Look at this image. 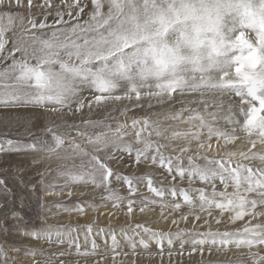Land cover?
I'll list each match as a JSON object with an SVG mask.
<instances>
[{"label": "snow or ice", "instance_id": "snow-or-ice-1", "mask_svg": "<svg viewBox=\"0 0 264 264\" xmlns=\"http://www.w3.org/2000/svg\"><path fill=\"white\" fill-rule=\"evenodd\" d=\"M24 2L0 0V64L11 61L0 68V106L67 111L81 117L85 107L89 111L123 107L112 108L102 120L66 125L84 138L83 147L62 135L59 125H52L46 128L50 141L21 144L9 139L7 146L0 143V153H39L32 158L34 165L58 164L56 178L63 183L53 182L44 191L71 185L90 186L94 193L102 189L99 205L77 204L75 210L81 214L85 206L98 210L111 201L114 208L126 203L131 215L138 186L144 184L159 199L141 196V214L158 206L161 219H166L167 210L180 212L185 222L189 216L194 222L203 219L207 226L215 210L217 224L225 215L229 224L244 222L233 231L163 232L142 224L131 234L121 229L120 238L133 256L139 247L152 257L149 248L154 243L163 257L166 242L169 258L178 243V255L184 254L185 245H190L189 256L197 251L203 255L205 247L209 254L232 248L241 253L240 259L214 264H264V0H40L44 19L39 22L32 15L36 0H27V23L22 14L18 16L21 38L9 41L7 33L17 19L13 13ZM44 29L52 30L36 35ZM154 108L160 111L153 112ZM138 111L147 114L135 117ZM127 115L134 117L130 123L121 119ZM132 135L134 141L129 139ZM125 155L137 167L159 165L172 186L165 189L161 182L157 187L147 173L133 177L117 171L131 166ZM237 155L240 159L234 160ZM113 180L127 187V198L112 188ZM177 180H187L188 188H178ZM196 180L205 187H193ZM0 186H5L3 179ZM168 195L175 199L165 203ZM23 234L58 245L65 243L66 235L51 229ZM96 235L105 244L111 239L115 264L121 254L115 231L99 229ZM5 243L0 241V264H17L10 253H19L20 248L5 249ZM68 243L77 256L97 255L95 240L83 252L75 239ZM38 254L43 250L24 252L33 264H39Z\"/></svg>", "mask_w": 264, "mask_h": 264}, {"label": "rangeland", "instance_id": "rangeland-1", "mask_svg": "<svg viewBox=\"0 0 264 264\" xmlns=\"http://www.w3.org/2000/svg\"><path fill=\"white\" fill-rule=\"evenodd\" d=\"M58 3L59 0H56ZM40 0H36V6L32 9V15L39 22L44 19L43 14L39 10ZM27 0L24 2V6L21 9L16 10L13 15L17 17L15 25L12 31L7 33L9 41L13 38L20 39L22 28L18 19L19 15H23L25 18V24L28 19ZM87 18V17H85ZM54 11L48 16L47 23L53 24ZM6 22V21H5ZM52 29H44L36 32V35H42L43 33L50 32ZM7 48H11V43L7 45ZM11 61H5L0 64V68H3ZM84 96H89L88 92L84 93ZM227 100V97L225 98ZM127 103V102H125ZM123 107V105H109L106 108L92 109L89 111L87 107L83 110V116L80 113L72 116L67 111L62 113H52L45 109H36L31 107H3L0 106V143L5 146L6 141L11 139L14 142H20L21 144L32 142L33 140H49L51 137L47 134L46 128L52 125L60 126V133L66 138L75 139L82 147L85 145V140L82 137L76 135V129H69L66 125L80 124L82 119L88 120H102L106 114L112 110V108ZM167 109H164L166 111ZM160 111V109L154 108L153 112ZM116 113H113L115 115ZM147 113L144 111L135 112V117L143 116ZM133 115H127L121 119L125 123H130L133 119ZM113 127L115 125L113 124ZM81 131L84 129L81 128ZM88 131H101V129H89ZM243 135V133H240ZM131 140H135V136L129 137ZM242 145V142H240ZM215 145V141H213ZM191 154V153H189ZM209 156L214 155L213 152L207 153ZM39 153H17V152H3L0 153V179L5 181V186H0V241H7L4 244L5 249H8L10 245H16L20 248L19 253H10L17 257V264H33L32 259L26 257L24 252L26 249H35L39 253L43 250V255H37L36 260L39 264H94L96 261H101V264H113V253L109 250L111 245V239L108 238L107 244L101 236L96 235L99 229H105L115 231L118 240H120L121 248L120 255L116 258L115 264H214L216 261H225L228 259L236 260L240 259L241 253L237 252L235 248L229 251L217 252L215 249L209 254L208 248L205 247L203 255L199 251L188 255L191 248L190 245H185L184 254L178 255L179 244L177 243L172 249L173 255L171 258L168 256V246L165 242L163 245L164 254L161 257L158 254V250L154 243L150 244L149 251L153 254L149 256L148 252L137 248V254L133 256L132 252L128 249L124 241L120 238V230L125 229L131 231L135 228V225L142 224L153 230L163 232H176L177 228L186 230L188 232H204L209 229L215 231H233L242 227L243 221H238L235 224L228 223V217H223L224 222L217 224L215 217L219 214L213 210V218L209 219L207 226L204 225V220L201 219L198 222H194L191 216H189L187 222L180 219L181 213H168L166 210V219L160 218V208L149 206L145 213L140 212V197H154V194L150 193L144 184H140L139 195L135 197L137 204L134 207V211L131 215L127 213L126 203L120 207H112L111 201H105L106 207H101L98 210H94L92 207L85 206L83 214L76 211L78 203L82 204L85 201H89L93 204L99 205L101 203L100 196L103 194V190H97L95 193L89 186L85 188L82 185H71L69 188H64L62 191L57 189L56 192L44 191L45 186L55 182L62 184L63 179L56 178V169L58 164L53 163H40L34 165L31 161L33 157L39 156ZM101 155H104L102 152ZM120 155V153H117ZM124 159L131 166L122 167L116 169L117 171L131 175L133 177L142 174H149L151 178L156 181V186H161L165 189L170 188L173 181L168 176L166 170H161L159 165L155 167H149L145 164L137 167L132 164L129 158L125 155ZM234 160L240 159L239 155L233 158ZM202 163V161H200ZM249 163L248 161H243ZM77 163L79 161L77 160ZM186 164L187 161L185 160ZM258 164V161L253 162ZM113 167H115L113 165ZM43 173V178L41 177ZM176 186L188 188V181L177 180ZM112 188L122 196L127 198L129 193L127 187L121 183L112 181ZM193 187H205L200 181L193 182ZM33 188L35 190H33ZM71 191V195L69 194ZM231 191V189H230ZM69 192V193H68ZM50 193V195H49ZM82 193H86L82 195ZM191 194V193H190ZM175 198L170 195L164 197L165 203L171 202ZM59 205V207L57 206ZM11 211H15L18 214V218H12ZM184 212L188 209L184 208ZM176 219L179 221L178 225H173L171 221ZM92 228V233H88V228ZM51 229L53 232L60 230L66 233L64 236L65 243L58 245L56 243H49L45 239L33 238L29 235H24V232L39 231L43 234L45 230ZM55 239V237H53ZM75 239L81 246V251H87L91 249V242L96 241L98 245L97 255L95 256H77L74 246L70 248L68 241ZM63 252L64 256H58L57 254ZM127 253V256L124 255ZM103 258V259H102Z\"/></svg>", "mask_w": 264, "mask_h": 264}, {"label": "bare ground", "instance_id": "bare-ground-1", "mask_svg": "<svg viewBox=\"0 0 264 264\" xmlns=\"http://www.w3.org/2000/svg\"><path fill=\"white\" fill-rule=\"evenodd\" d=\"M69 193V192H68ZM49 195H50V193H49Z\"/></svg>", "mask_w": 264, "mask_h": 264}]
</instances>
